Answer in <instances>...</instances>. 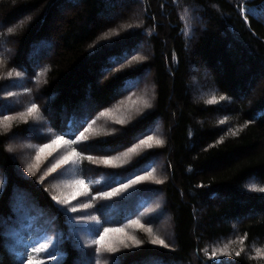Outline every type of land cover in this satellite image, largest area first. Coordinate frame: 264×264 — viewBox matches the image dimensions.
<instances>
[{
  "label": "trees",
  "instance_id": "1",
  "mask_svg": "<svg viewBox=\"0 0 264 264\" xmlns=\"http://www.w3.org/2000/svg\"><path fill=\"white\" fill-rule=\"evenodd\" d=\"M263 3L0 0V51L6 48L11 67L8 70L5 65L0 72V117L13 115L9 127L0 125V183L6 182L0 193V215L7 218L15 212L13 228L21 234L16 238L8 230L6 238H0V262L20 264L26 256L24 249L38 237L34 225H43L44 235L62 232L60 251L67 255L61 264L86 262L78 234L67 221V216L77 214L57 212L62 207L51 199L52 178L40 182L39 170L33 169L34 176L25 171L27 157L21 162L19 152L8 151L15 137L40 138L38 124L25 122L4 101L13 80L7 73L19 71L22 85H29L36 101L45 106L41 116H50L53 128L61 133L79 127L76 114L82 104L91 103L100 114L126 92L131 80L128 87L133 90L134 83L141 86L148 76L153 100L145 112L130 124L115 127L108 135L90 136L82 144L88 156L98 155L96 160L109 151L138 145L121 167L96 164L91 177H108L96 192L108 191L106 184L116 187V182L149 173L152 164L164 165L161 183L137 188L136 195H141L137 198L115 197L118 210L112 221L140 212L147 195L161 193L168 219L156 227L165 234L167 247L144 239L120 255L119 264H264V255L256 251L264 246V192L251 190V186L264 187ZM241 7L246 11L242 13ZM251 8L258 13H251ZM44 39L51 49L44 52L42 43L37 59L28 60L32 47L39 48ZM138 43L144 45L142 55L136 54L138 62L122 63L120 58L127 50L137 49ZM113 62L122 64L102 72L113 67ZM197 90L215 92L225 100L209 103ZM158 125L165 131L163 143L140 146L139 139ZM89 144L110 150L88 151L85 145ZM19 196H23L21 210L14 205ZM86 201L79 200L74 206ZM100 203L106 206L97 212L102 222L107 221L109 200ZM32 205L52 223L45 224L44 216L36 221L35 211L28 208ZM158 216L151 217L150 224ZM224 246L231 253L213 261V250ZM41 259L47 261V257Z\"/></svg>",
  "mask_w": 264,
  "mask_h": 264
},
{
  "label": "rangeland",
  "instance_id": "2",
  "mask_svg": "<svg viewBox=\"0 0 264 264\" xmlns=\"http://www.w3.org/2000/svg\"><path fill=\"white\" fill-rule=\"evenodd\" d=\"M260 7L264 9V3H263V6L261 5ZM255 9L251 8L250 12L258 13ZM65 11L66 9L64 8V9H60L59 12L64 13ZM197 22L199 23L198 19H197ZM46 40L47 39H44V41L40 43L39 48L38 46L35 47L36 45L32 47V49L30 50L29 56H27L28 60L35 61L37 59L36 57H38V55L42 52L41 45L43 44L44 46H46V48L43 49L44 52L45 50L51 49L50 44H48ZM136 48L137 49L135 50H132V49L127 50L130 52H126L123 55V57L120 58L121 60H123L122 63L125 64L127 63L128 60L138 62L140 58L138 57L137 59V56L139 55H136V54L142 55V53L140 52L144 50V45L142 43H138L136 45ZM3 50L4 51H2L1 49L0 51V72L6 69L5 65L7 66L8 70L11 68L9 66V61H8L9 56L6 57L4 53V52H7V50L6 48H4ZM48 54L50 55V53ZM134 57L137 60L133 59ZM122 63L116 64V62H113V67L112 65L110 67H106V70L102 72L106 73V72L111 71V69L115 70ZM12 78H13L11 82L12 85H11V88L7 89V93L11 92L13 93V95L8 96L6 93L5 100H4L5 103L9 106H13L16 109V111L19 113L17 115H19L20 118L24 119L25 122H29L31 123V125L38 124L39 126V130L36 131V133H38L40 136L39 139H30V138L21 139L17 137L12 139V142H13V147H11L13 149L12 152H15V151L19 152L17 154V157L19 161L21 162H23L27 157L26 161L28 164L37 163V161L35 160L36 149L35 147H30V146L48 144L50 140L54 139L56 136H63L67 140H76V137L80 136L81 133H83L84 138L80 142L73 144L72 147L75 148L77 152L82 153L83 157H87L88 155L86 154V152H84L82 144L86 142L90 136H92L93 138L100 133L108 135L112 133L111 129H114L115 127L117 129L118 126L121 127V126L130 124L131 122H133L140 116L141 112H145V107L150 106L153 100V94L149 93L151 92L152 89L147 83L149 81L148 76L146 75L144 76L145 78L144 81L146 80L145 84H142L140 86V84L134 83L133 90L128 87V84L132 85L131 82L133 80H131L126 85V92L117 96L116 99H114L113 103L110 106L106 107L104 109V112L100 114H98L95 111L91 103H88L85 105L82 104L80 106V114H76L78 115L77 118H78L79 127L75 128V130L71 129L67 133H63V132L61 133V132H57L53 128L51 124L50 116H47V117L41 116L40 110H43L45 106L42 107L41 103L36 101L37 98L34 95V93L31 92L29 85H22V76L16 77L14 73ZM122 88L123 86L119 88V91L122 90ZM26 89L28 91H25ZM197 92L201 96L205 94L206 99L208 101L212 100L213 97H215V100L219 98V95L212 91H206V93H204L203 91L197 90ZM21 103H25V106H21ZM33 103L37 105L38 112L34 113L33 116H22L21 113H25L26 109L30 107L31 104ZM5 116L11 117L12 119L5 121L3 117H0V125H9L12 122L13 120L12 114H7ZM36 116H38L39 118L38 119L35 118ZM100 117L103 119V121L101 122V124H98L97 121ZM120 121H124V122L120 123ZM70 126H72V124H70ZM148 136H152L154 138L149 143H152L153 147H158L161 144L156 145L155 140L160 139L163 141L164 136H165V131L162 126L158 125L153 130H151V132L147 133L142 138H140L138 144H140V141L145 140L146 137ZM140 146L147 147L146 145H140ZM137 148L138 147H136V150L134 152H129L130 149L128 148L124 150H120V151L112 150L108 152L109 155H105V156L119 157L121 160L124 161V163H120V161L117 160L115 162L116 166H113V167H121L123 164L126 163V161L129 159L131 155L137 152ZM70 150L71 149L67 147H64L63 149L57 148L55 151H52L51 155H48V151H50V149L45 150V152L41 153L39 166L38 168H36V170L40 171L41 176L44 175L45 172L47 171V168L50 167L52 163H55L56 159H59V157L63 155L65 151H70ZM125 153H128V155L124 156ZM96 157H93L94 159L91 161L84 158V159H80L77 163H74V164L70 163L68 165H61V167L57 169V172L46 175L44 179L52 178L51 184H49V186H50V190L52 191L53 195L69 194L71 191H73V187L70 185V182L76 179L77 177L83 178L86 183L91 182L89 183V188H90L91 194L94 195L96 193L95 191L96 188L100 186L101 184H103L104 182H106L108 179L107 176H103V177L96 178V179H93L91 177L90 172L96 168V164H97L95 162ZM100 164L104 165L103 163H100ZM105 166H111V165H105ZM156 166H157L156 164H152L150 168V172H149L151 173V177L149 179L143 180L139 184L134 185L132 189H129L126 193L122 194V196H118V198L119 199L126 198V197L131 198L135 196L137 193H139L138 190H142L143 188L149 189L152 187L153 183H157V181L161 182L164 178L163 173H162L164 165L163 167L162 166L156 167ZM136 176H143V175H136ZM97 181L99 183H97ZM139 196L141 195H136L135 197L137 198ZM24 197L26 199H29L28 196L24 195ZM79 200H82V202L87 200L86 203L91 202L93 205V208L95 207L97 203L101 202V201H97L96 203V201H90L88 197L80 196V197H77L76 200H73L71 203L75 205ZM114 203H115V197L109 199V214L107 218L108 223L103 227H109V228H121L122 227L124 228V233L127 236L135 237V239L138 241H141V243L143 242L144 239L152 240L157 237L164 240L165 234H163V232L158 231L156 227L158 223L163 224L168 219L167 217L168 215L166 211L164 210V198L161 193L156 192L153 195L151 194L147 195L146 201L144 202L141 201V205L139 206L140 212H136L131 217H128V218L126 217L122 221L120 219L119 220L115 219L114 221H112L115 218L116 211L118 210L117 207H114ZM22 204H23V196H19L17 199H15L14 201L15 209L21 210ZM24 204H26V201ZM76 206L78 207L79 205H76ZM28 208L32 211H35V214L37 216L36 221H39L41 219L40 216H44L45 224H48L49 222L50 224L52 223V220L49 219L48 216L46 217L43 211H41L39 208H35V205L29 206ZM87 214L95 215L101 220V217L99 216L97 211L87 212ZM158 214H160L161 216L154 217L156 219V223L150 224L149 222L150 218ZM159 218L161 219L158 222L157 220ZM130 221L132 222L139 221V224L130 223ZM86 227H87L86 225H82L81 228L78 230L72 228V230L78 234V237H79L78 245L84 247L82 257L86 259V262L84 261L83 264H97V261L99 262V264H119L118 257L122 255L125 251L135 247L133 242L129 240L127 242L129 243L130 246L127 248L120 247V250L116 253H108L102 250L100 254H95L94 252L95 246H93L92 248H87L84 246L87 243V240L89 238H94L91 233L83 230ZM148 229H151V232H149ZM33 230L36 233H38V237L46 236V235L54 236L56 232V231H51L53 233L51 235L49 234L50 232L46 233L45 235L42 234V231L45 230V228H43V225H39V226L34 225ZM100 231H103V228H101ZM9 232L11 235H13L16 238L21 235L20 232L17 231L16 229L14 230V228L9 229ZM122 236L123 234L121 233H110L108 236V240L118 241L120 238H122ZM43 242L44 241L41 240V243ZM221 248L223 249L217 248V250H213L214 254L211 257L213 261H220L231 253L230 248H226L225 246ZM261 250H264V246L262 247ZM263 252L264 251H262L261 253H258V252L257 253L261 256V255H264ZM53 255H56V254H53ZM33 257L34 259H41V258L46 257V255L41 252V253H35ZM50 262H51L50 264L56 263L54 261H50Z\"/></svg>",
  "mask_w": 264,
  "mask_h": 264
},
{
  "label": "snow or ice",
  "instance_id": "3",
  "mask_svg": "<svg viewBox=\"0 0 264 264\" xmlns=\"http://www.w3.org/2000/svg\"><path fill=\"white\" fill-rule=\"evenodd\" d=\"M241 12H245L246 9L241 7ZM13 28L9 27L7 31L9 33L13 32ZM133 59H136L135 57ZM16 77H20L23 75L21 72L15 73ZM7 76L10 78L13 76V73L9 71L7 73ZM25 91H28L27 89ZM8 96H12L13 93L9 92L7 93ZM221 101L225 100L224 96H220L219 98ZM209 103H216L215 97L212 98V100L209 101ZM147 106V104H146ZM38 112V107L35 103L31 104L30 107L26 109L25 113H21L22 116H33L34 113ZM35 118H39L36 116ZM3 119L5 121H8L12 119L11 117L4 116ZM124 121H120V123H123ZM9 127V125H5V128ZM74 134V133H73ZM83 133H81L80 136L76 137V140H67L63 136H56L54 139L50 140L48 144H42V145H35L30 147H35L36 149V156L35 160L37 161L36 164H29L27 165L25 171H27L30 175H36V173L33 171L34 168H38L41 153L45 152V150L48 151V155L52 154V151H55L57 148L63 149L64 147L70 148V151H65L63 155L59 157V159L55 160V163H52L50 167L47 168V171L44 175L40 177V182H43L46 175L57 172V169L61 167V165H68L70 163L74 164L77 163L80 159H88L93 160L94 158L92 156L83 157L82 153H79L76 151L75 148L72 147L73 144H76L80 142L83 139ZM154 138L152 136L146 137L145 140L140 141V145H146L148 148L153 147L152 143H149ZM163 141L160 139L155 140L156 145L162 144ZM137 146H134L132 149L129 150V152H134L136 150ZM86 150L88 151H94V150H104L108 151L110 149H98L95 145H85ZM9 152H12L13 149L11 147L8 148ZM128 153H125L124 156H127ZM119 160L120 163H124L123 160H121L119 157H112V156H103L99 159H97L96 163H103L104 165H111L116 166L115 162ZM151 177V173H146L143 176H135L133 179H129L127 183H121L116 182V187H111L110 184H106L105 187H107L108 191H97L94 195L91 194L89 183H86L83 178L77 177L76 179L72 180L70 182V185L73 187V191H71L69 194L64 195H53L51 199L56 202L57 205L63 206L62 208H57V212L61 213H76L75 216H67V221L71 224V227L73 229L80 228L82 225H86L87 227L83 230L89 232L92 234L94 238H89L87 240V243L84 245L87 248H94L95 254H100L101 251H106L108 253H116L120 250V247L127 248L129 247V243L127 241H132L135 246H139L141 244V241H138L135 239V237L127 236L124 233V228H109V227H103L104 223H108V221H103L95 216L87 214L86 210H92V211H100L103 209L106 205L103 203H100L98 207L93 208V205L91 202L89 203H83L79 204V206H74L71 202L73 200H76L77 197L85 196L88 197L90 201H103V200H109L113 197L122 196V194L126 193L129 189H132L134 185L139 184L141 181L149 179ZM97 183H99L97 181ZM157 183H161L160 181H157ZM6 187V182L0 183V193H2L3 188ZM251 190L264 192V187L256 188L255 186H251ZM11 207V205H10ZM15 219V212H13V216L11 217H3L0 215V238H6L7 232L9 229L15 227V225L12 223V221ZM130 223H137L139 224V221H130ZM103 228V231H100V229ZM149 232H151V229H148ZM110 233H121L123 234L122 238H120L118 241H109L108 236ZM41 240L44 242L41 243ZM64 242V237L62 232H57L54 236H40L37 237L34 241H32V244L29 247H26L24 249V253H26L25 258H23L20 261V264H47V261H54L56 264H61L63 259L66 258V253L61 252L60 248L61 245ZM151 243L153 245H160L163 247H167V244H165V241L160 238H155L151 240ZM258 253H261L264 250L256 249ZM43 253L47 257V261L44 259H34L33 253ZM53 253H58V255H53ZM237 257L240 256V252H236L235 254ZM2 264V262H0ZM97 264L99 262L97 261Z\"/></svg>",
  "mask_w": 264,
  "mask_h": 264
}]
</instances>
